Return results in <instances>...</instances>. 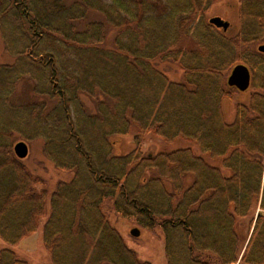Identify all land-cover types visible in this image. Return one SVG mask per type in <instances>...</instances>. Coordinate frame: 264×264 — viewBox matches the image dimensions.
Segmentation results:
<instances>
[{"label":"trees","instance_id":"1","mask_svg":"<svg viewBox=\"0 0 264 264\" xmlns=\"http://www.w3.org/2000/svg\"><path fill=\"white\" fill-rule=\"evenodd\" d=\"M215 1L0 0L12 57L0 62V264H30L12 246L45 216L51 264H154L111 223V208L162 229L166 264H264V0H238L233 34L207 17ZM239 63L252 73L246 91L228 84ZM25 79L32 98L19 101ZM134 126L136 146L115 153L112 137ZM148 133L201 152L144 151ZM38 139L55 169L73 172L53 189L14 151ZM256 205L245 241L239 227Z\"/></svg>","mask_w":264,"mask_h":264},{"label":"rangeland","instance_id":"2","mask_svg":"<svg viewBox=\"0 0 264 264\" xmlns=\"http://www.w3.org/2000/svg\"><path fill=\"white\" fill-rule=\"evenodd\" d=\"M221 16L223 19L228 20L231 24V28L228 30L230 34H233L238 29L236 26L238 16V0H216L213 6L207 13V17ZM112 33V31H111ZM188 46H194L191 38H186L185 42ZM12 57L7 55L4 50L3 42L0 38V62H10ZM154 64L164 73H166L171 80H181L183 77L182 69L172 61L159 60L157 59ZM31 82L27 79L23 80L16 93V99L19 101H26L32 98ZM247 93L241 95V99L247 98ZM86 104L90 110H94V102L89 98L84 97ZM224 112L227 121H232L235 116V105L233 100L227 98L224 101ZM138 133L137 128L131 130L127 135H116L112 139L116 141L115 153H125L130 151L136 146L135 136ZM29 145V155L24 159V162L29 168L35 171L37 174L43 175L48 179L47 186L51 189L55 187L58 179L64 178V180H70L73 177V172L61 171L55 169L52 164L44 158L43 155V142L41 139L35 140ZM182 146H192L196 151L201 152L198 146L188 141L178 138L175 142H165L163 139L148 133L144 135L141 148L147 152H158V151H170ZM203 156L211 159L208 155L203 153ZM214 164L220 165L222 158H216L210 160ZM106 206V205H105ZM108 206L106 207V209ZM260 208L256 205L250 215V217L243 220V224L240 230L246 237V240L251 236L253 227L251 221L256 219ZM111 223L121 232L124 236L128 245L134 248L139 256L144 259L151 261L154 264H166V256L164 251V235L160 227L156 229H148L139 226L134 219L124 218L117 214L114 210L109 209L106 211ZM47 216L43 217L40 221L39 229L24 238L19 244L12 246L19 256L27 259L30 264H51V254L46 248L43 237V225ZM134 227L140 229V235L134 237L131 233ZM1 245H6L0 241ZM245 244V243H244Z\"/></svg>","mask_w":264,"mask_h":264},{"label":"water","instance_id":"3","mask_svg":"<svg viewBox=\"0 0 264 264\" xmlns=\"http://www.w3.org/2000/svg\"><path fill=\"white\" fill-rule=\"evenodd\" d=\"M210 22L218 27L227 30L230 27V22L223 19L221 16H214L210 18ZM261 51H264V44L259 46ZM252 73L250 68L243 63L237 64L231 71L228 77V84L235 86L240 91H246L251 86ZM14 151L19 158H26L29 154V145L26 141H18L14 145ZM133 236L140 235V229L134 227L131 231Z\"/></svg>","mask_w":264,"mask_h":264}]
</instances>
